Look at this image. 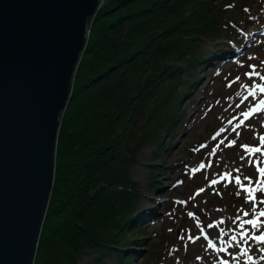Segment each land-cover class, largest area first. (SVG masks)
I'll return each mask as SVG.
<instances>
[{"label":"trees","instance_id":"16d2710c","mask_svg":"<svg viewBox=\"0 0 264 264\" xmlns=\"http://www.w3.org/2000/svg\"><path fill=\"white\" fill-rule=\"evenodd\" d=\"M252 1L101 0L87 18L59 118L53 185L33 264H78L85 247L96 251L95 264L109 254L118 264L132 263L137 252L127 246L141 245L145 221L157 215L137 208L142 193L130 173L136 151L148 143L163 150L167 136L189 126L182 100H195L198 78L214 72L211 63L240 39L236 21ZM152 174L155 189L154 168ZM155 255L149 249L142 264Z\"/></svg>","mask_w":264,"mask_h":264},{"label":"rangeland","instance_id":"374dc122","mask_svg":"<svg viewBox=\"0 0 264 264\" xmlns=\"http://www.w3.org/2000/svg\"><path fill=\"white\" fill-rule=\"evenodd\" d=\"M243 14L247 16L236 21L240 39L232 44L226 56L211 63L215 66L214 72L207 71L198 78L192 90L195 100H182L186 106L184 122L189 126L174 136H167L168 147L163 150L148 143L136 151L139 161L131 167L130 173L142 193L137 208L138 211L155 209L157 215L145 221L148 225L140 232L145 239H140L141 245L127 246L137 252L131 264H142V256L149 249L156 252L149 264H223L224 261L250 264L249 255L253 258L251 264H264V251H261L264 244L247 240L229 247L234 243L231 236L239 235L238 223H233L237 215L242 219L255 217L253 205L245 202L247 194L241 192L237 196L239 189L234 180L229 183L222 179L225 173L235 177L238 174L235 170L240 169L241 179L251 177L255 187L259 178L255 161L260 160L264 167V155L251 156L241 147L242 144L259 146V137L264 136L263 116L257 113L250 118L241 116L264 100V93L255 89L256 84L264 85V80L259 76L249 79L246 75L254 65L264 76V0H253ZM253 90L256 96H249V91ZM244 97H248L247 102ZM221 129L226 131L221 132ZM233 139L236 145L229 147ZM153 168L159 178L155 189L150 188ZM212 180L219 182L212 185ZM256 196V211H264V204H259L264 200V193L257 192ZM164 201L171 202L172 208L163 207ZM243 211L250 215L244 217ZM220 220L225 223L208 227ZM261 220L264 221V217ZM245 228L250 234L264 233V227L251 229L245 225ZM221 229L227 235L221 236ZM210 243L216 247H209ZM245 243L248 255H241ZM222 248H227V252L220 251ZM96 255L94 249L85 247L78 264H95ZM102 262L119 263L114 254L106 255Z\"/></svg>","mask_w":264,"mask_h":264},{"label":"water","instance_id":"95a60500","mask_svg":"<svg viewBox=\"0 0 264 264\" xmlns=\"http://www.w3.org/2000/svg\"><path fill=\"white\" fill-rule=\"evenodd\" d=\"M100 0H0V264H33L59 118Z\"/></svg>","mask_w":264,"mask_h":264},{"label":"snow or ice","instance_id":"6c2138e0","mask_svg":"<svg viewBox=\"0 0 264 264\" xmlns=\"http://www.w3.org/2000/svg\"><path fill=\"white\" fill-rule=\"evenodd\" d=\"M251 67H252V71L249 73H246V75L249 77V79H251L253 76H259V78L261 80H264V76H261L256 71V66L253 65ZM237 80H239V77H237ZM245 87H247V85H245ZM255 89H257L260 93H264V85H262V84H256ZM249 96H253V97L256 96V91L253 90V91L249 92ZM244 99L247 100L248 97H244ZM237 107H239V105H237ZM260 111H264V100H260L259 105L253 106L252 108H249L248 111L241 113V116L246 117V118H250L252 115H254ZM231 123H232V121H229V124H231ZM239 126L240 125L238 124L237 127H239ZM224 131H226V129H221V132H224ZM233 131H235V129H233ZM237 135H239V133H237ZM214 139H215V137H214ZM259 140H260L259 146H249L248 144H242L241 147L251 156H255L257 153L264 155V136H260ZM221 143H223V141H221ZM235 145H236L235 139L231 140L228 144L229 147H232ZM241 159L243 160V159H245V157H241ZM250 163H251V161H250ZM261 163L262 162L260 160L255 161V167H256L257 172L259 174V178L255 182V184H256L255 187H253V180L251 177L244 176L243 180L241 179V175L239 174L240 169L235 170L238 173L235 177H233L231 173H225L222 176V179L227 180L229 183H231L234 180L235 184L238 186V189H239L236 192L237 196H240L241 192H244L247 194L245 202L251 203L253 205L252 215H254V217H255L254 219H242L239 215H237V217L235 218L233 223L234 224L238 223L240 231H239L238 236L236 234H233L231 236V241L234 243L229 244V247L239 245L242 242H246L247 240H254L257 243L264 244V233H261L260 235L250 234V231L245 228V225L251 226V229H259L261 227H264V221L261 220V218L264 217V211H256V208L258 207L256 193L257 192L264 193V167L261 166ZM201 167H203V165ZM244 181H247V184H245ZM218 182L219 181H217V180H212L211 184L215 185ZM200 191L203 192L204 189H201ZM259 204H264V200H260ZM189 215L193 216L194 213H189ZM249 215H250V213L248 211H243L244 217H248ZM224 223H225V221L220 220V221L216 222L215 224L208 225V227H218L220 224H224ZM232 231L235 232V229H233ZM220 235L225 236V235H227V233L223 229H221ZM198 238L199 237H197V239ZM205 238H207L206 234H205ZM225 243H228V242L225 241ZM209 247L215 248L216 245L214 243H210ZM220 251L227 252V248H222V249H220ZM261 251H264V248H262ZM241 255H248V249H247L246 243H245V247H244L243 251L241 252ZM248 260L251 264V261L253 260L252 256L249 255ZM223 264H228V262L224 261Z\"/></svg>","mask_w":264,"mask_h":264},{"label":"bare ground","instance_id":"6f19581e","mask_svg":"<svg viewBox=\"0 0 264 264\" xmlns=\"http://www.w3.org/2000/svg\"><path fill=\"white\" fill-rule=\"evenodd\" d=\"M100 2H101V0H100ZM100 2H99V4H100ZM98 7H99V5H98ZM252 81H253V80H252ZM249 92H250V91H249ZM261 94H262V93H261ZM261 94H260V95H261ZM250 98H251V97H250ZM253 99H254V98H253ZM251 100H252V99H251ZM246 102H247V100H246ZM249 103H250V102H249ZM252 103H253V102H252ZM246 108H247V107H246ZM244 112H245V111H244ZM257 115H258V116L260 115L261 117H262V116L264 117V111L257 112ZM235 123H236V122H235ZM235 123H234V124H235ZM230 126H231V125H230ZM230 126H228V127H230ZM228 141H229V140H228Z\"/></svg>","mask_w":264,"mask_h":264}]
</instances>
